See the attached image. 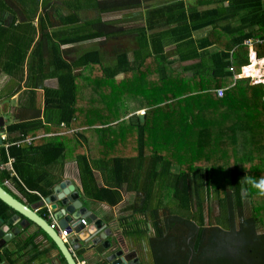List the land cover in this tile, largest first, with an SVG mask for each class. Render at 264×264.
<instances>
[{
  "label": "trees",
  "instance_id": "trees-1",
  "mask_svg": "<svg viewBox=\"0 0 264 264\" xmlns=\"http://www.w3.org/2000/svg\"><path fill=\"white\" fill-rule=\"evenodd\" d=\"M197 3L206 7L205 10L195 8L186 12L182 0H176L147 13L146 30L169 27L152 40L154 58L147 59L150 54L146 42L140 43L138 58L144 59L143 62L147 59L151 71L133 75L124 55L116 67L107 69L98 62L96 52L80 58L79 65H91L92 70L96 68L103 79H108V94L114 99L117 98L114 78L118 72L125 74L120 96L146 100L147 105L141 107L145 109L142 123L134 112L126 118L127 109H122L115 115L103 112V124H100L97 120L102 117L95 110L87 111L79 106L82 99L76 76L68 72H63L57 91H45V109L54 108L58 111V120L66 123L73 119L80 121V112L90 115L93 124L88 125L94 126L102 138L100 153L110 150L105 160L113 164V174L118 175L115 186L123 183L124 176L126 180L129 178L128 169L123 171L120 167V172L118 166L147 167V171L140 170L141 174L130 177V183H144L139 186L144 195L143 213H149L155 230V238L150 239L151 250L155 256L158 249H165L156 263L264 264V195L247 182L264 179V88L260 83L251 85L248 78L235 79L241 68L249 65L248 47L244 42L264 40V0H198ZM117 7L114 4L108 8ZM7 9L5 0H0V15ZM99 21L92 20L91 25H98ZM255 26L259 31L253 30ZM207 27L210 29L205 37L193 39L194 32ZM34 31V26H30L27 49L20 56L5 57L4 71H7L5 64L14 63L17 72H22ZM4 34L7 32H0L2 55H6L7 45L11 43ZM218 34L226 38L220 42ZM100 35V31L75 29L72 36L61 42H80ZM170 35H174L176 42H182V53L178 48L180 60L198 59L199 62L182 69L166 62L162 40ZM253 49L257 58H264V41L254 43ZM124 66L130 69L123 70ZM230 67L233 72L229 71ZM218 89L224 90L221 97L217 95ZM124 118L136 121L135 127L130 128L134 139L128 145L125 141V149L120 148L117 156V137L118 142L125 140L129 129L109 125ZM131 147L137 155L123 158ZM31 149L0 147V163L7 162L8 157L18 159V154ZM13 169L18 172L15 163ZM15 178L12 173L1 171L0 185L4 180ZM103 193L108 195L107 202L112 206L121 200L116 189L109 188ZM212 199L219 210L214 218L215 226L208 205L207 221L203 212V204ZM245 199L251 207V214L246 217L242 213ZM10 210L0 201V219ZM230 234L235 235L232 249L220 243V239Z\"/></svg>",
  "mask_w": 264,
  "mask_h": 264
},
{
  "label": "crops",
  "instance_id": "crops-1",
  "mask_svg": "<svg viewBox=\"0 0 264 264\" xmlns=\"http://www.w3.org/2000/svg\"><path fill=\"white\" fill-rule=\"evenodd\" d=\"M20 1L5 0L8 9L0 15V32H7L4 37H8L6 40L11 42L7 45L6 55L0 52V116L4 121L2 132L6 138L3 148L32 147L33 150L18 154V159L16 156L12 158L18 172H14V163L0 169V172L7 171L16 176L15 179L4 180L1 186L16 200L47 218L50 225H58L50 211L45 207L41 208V202L50 197L60 183H68L79 194L82 207L87 208L98 220L104 221L107 228L117 234L120 245L127 252L136 253L139 264H159L155 261L162 258V251L165 249H158L155 256L151 250L150 239L155 238V230L149 213H143L144 195L139 186L144 183L135 182L136 187L130 183V177L141 174L140 170L147 171V167L118 166L120 172L121 168L123 171L128 169L129 178L126 180L122 173L123 183L115 186L118 175L113 174V164L105 160L110 150L100 153L102 138L98 137L94 126L88 125L93 124V121H59L57 110L45 109V91H57L63 72H68L76 76L78 92L86 94V97H89L90 90V94L108 95V79H103L96 68L92 70L91 65H79L80 58L90 52L99 55L98 62L106 69L116 67L124 55L131 64L133 75L139 76L141 72L151 71L146 60L154 58L152 40H156L157 34L165 32L169 27L159 26L146 30L147 13L176 0H36L37 9L34 8L31 14L25 11V6ZM197 1L182 0L183 8L186 12L195 8L198 11L205 10L206 7L199 6ZM114 4L118 5L116 9L108 8ZM105 8L108 9L102 11ZM77 17L79 21L76 23ZM97 19L100 20L98 25H91L92 20ZM233 24L236 26L237 23ZM30 26H34L35 31L33 42L25 52L22 72H17L14 63L10 66L5 64L7 71H4L3 60L6 56H20L27 49L26 38L30 36ZM75 29L100 31L101 35L85 41L62 44L61 41L72 36ZM209 29L207 27L194 32L193 39L205 37ZM248 30L251 31L250 28ZM253 30L259 31V28L255 26ZM144 36L145 41H141ZM173 38L174 35H170L162 40L165 44L163 53L166 62H172V67L176 69L199 62L198 59L180 60L182 42H176ZM217 38L221 42L226 37L218 34ZM144 42L148 44L145 43L150 56L143 62L144 59H139L137 52L140 43ZM253 46L254 44L252 49ZM255 59V63H258L254 70L257 80L264 81V64L261 65L264 58L259 59L255 54ZM126 68L130 69L124 66L123 70ZM242 70L243 68L242 75L239 74L235 79L247 77L244 75L245 69ZM89 78L91 81L85 83ZM250 78L254 79L253 76ZM114 79L117 83L118 101L119 97H124L120 96V84L124 81L125 74L118 72ZM98 104L97 107L90 105L84 109L96 110L102 116L107 110H104L101 102ZM144 110L139 107L133 112L138 115ZM102 119L103 117L97 121L103 124ZM120 125V129H129L127 136H132L130 128L135 127L136 121L120 120L109 127L118 129ZM129 136L119 142L117 137V156L120 148L125 149V141L127 145L132 144ZM133 148L122 157H135L137 151H132ZM6 163H0V166ZM137 187L138 190L134 191ZM109 188L118 190L121 195L120 202L113 206L107 202L108 195L103 193ZM2 220L4 223L11 221L10 229H14L19 235L4 249H0V264H66L54 243L38 227L32 223L28 230L27 227H20L19 222L24 220L23 216L10 210Z\"/></svg>",
  "mask_w": 264,
  "mask_h": 264
},
{
  "label": "water",
  "instance_id": "water-1",
  "mask_svg": "<svg viewBox=\"0 0 264 264\" xmlns=\"http://www.w3.org/2000/svg\"><path fill=\"white\" fill-rule=\"evenodd\" d=\"M140 120H143L142 116ZM3 129L4 121L0 116V133ZM2 145L0 138V147ZM0 201L24 217L19 222L20 227H27L28 230L30 223L38 227L54 243L66 264H77L78 259H83L85 264H139L136 253L127 252L120 245L117 234L112 233L104 221L98 220L87 208L82 207L79 194L68 183H60L53 194L41 202V208H47L58 223L56 229H51L47 218L16 200L1 185ZM11 225V221L4 223L0 219V249H4L19 235L10 229ZM59 229H67L68 236L62 238Z\"/></svg>",
  "mask_w": 264,
  "mask_h": 264
},
{
  "label": "rangeland",
  "instance_id": "rangeland-1",
  "mask_svg": "<svg viewBox=\"0 0 264 264\" xmlns=\"http://www.w3.org/2000/svg\"><path fill=\"white\" fill-rule=\"evenodd\" d=\"M20 2H22L24 4L25 11L30 13V14L33 12L34 8L36 7V0H21ZM249 80L251 81V79H249ZM89 81H91V78H89L87 81H84V82L88 83ZM261 82H263V81H259V83H261ZM85 93H86V91H85ZM90 93H91V90H90L89 95H88L89 97H86V94L85 95L81 94L82 101L79 103V106L82 107L83 109H84V107H87L90 105L97 107L99 105L98 103L101 102L102 105L104 106V110H108L105 112H110L111 115H115L116 113L122 112V109H127V113L129 115L126 118H128V117L133 115V113L131 114V112H133V110H135L139 107H144L147 105L145 99L138 100L137 97L136 98H130V97L121 98V97H119V100L117 101V98L114 99L112 96H109V94L108 95H105V94L101 95L100 93H97V94H90ZM96 114L99 117H104L103 113H102V116H100V113H96ZM96 114H94V117ZM138 116L143 117L144 115H140L138 113ZM89 117H90V115L87 116V115H85V113H82V112L78 113V118L82 122L89 120ZM126 118H124V120H127ZM130 121H135V119H130ZM140 122H143V120L142 121L140 120ZM123 127H124V125H123ZM128 131L129 130H127V132ZM129 138L134 139L133 136H129ZM123 150H124V148H123ZM207 205L210 207V209L212 211V213H211L212 224H213V226H215L216 222L214 221V218H216V216L219 213L217 204H216L215 200H213V199L211 201H208L207 203L203 204V212H204L206 221H207V213H208L207 212V208H208ZM242 213L245 217L249 216L251 214V207H250V204L248 203V201L246 199L244 200V206L242 209ZM206 224H208V223L206 222ZM258 232L260 233L261 231L258 230ZM234 236L235 235H231V234L226 235L223 239H220V243H226L229 245L230 249H232V245L235 243V237Z\"/></svg>",
  "mask_w": 264,
  "mask_h": 264
},
{
  "label": "built area",
  "instance_id": "built-area-1",
  "mask_svg": "<svg viewBox=\"0 0 264 264\" xmlns=\"http://www.w3.org/2000/svg\"><path fill=\"white\" fill-rule=\"evenodd\" d=\"M263 41H264V40H263ZM261 42H262L261 40H247V41L244 42V45H246V46L248 47V49H249V57H250V58L252 57V55H254L253 52H252V47H251L252 44H254V43H261ZM244 69H246V68H243L242 71H244ZM229 71L233 72V68L230 67V68H229ZM235 77H238V75L235 76ZM223 91H224L223 89H218V90H217V95H218V97H221V96H222ZM139 114L143 115V114H144V111H140ZM0 138H1V140H2L3 142L6 141V138H5L4 135H0ZM1 147H3V145H2ZM6 149H7V146H6ZM12 163H13V159L10 158V157H8V160H7L6 165H5V164L1 165V166H0V169H3L4 166H6V167H10V166L12 165ZM10 169H11V168H10ZM82 222L84 223V221H82ZM50 227H51V229H56V228H58V225H57L56 223H52V224L50 225ZM59 233H60V236H61L62 238H65V237L68 236V230H67V229H64V230L61 229ZM77 264H85V262L82 261V260H77Z\"/></svg>",
  "mask_w": 264,
  "mask_h": 264
},
{
  "label": "clouds",
  "instance_id": "clouds-1",
  "mask_svg": "<svg viewBox=\"0 0 264 264\" xmlns=\"http://www.w3.org/2000/svg\"><path fill=\"white\" fill-rule=\"evenodd\" d=\"M252 52H253V58L255 59V52L253 51V49H252ZM252 57L250 58L249 57V53H248V61H249V65L248 66H250V64H251V60H252ZM255 61H256V59H255ZM248 66H246V67H248ZM242 68H245V67H242ZM241 68V69H242ZM241 74V73H240ZM246 78H249V79H251V85H256L255 83H254V79L253 78H250V77H246ZM263 85V87H264V84H262ZM3 135V134H2ZM249 184H251L252 185V187H254V188H256V189H258L259 190V192H260V194L261 195H264V179H261L260 181H253V180H251V179H249L248 181H247Z\"/></svg>",
  "mask_w": 264,
  "mask_h": 264
},
{
  "label": "bare ground",
  "instance_id": "bare-ground-1",
  "mask_svg": "<svg viewBox=\"0 0 264 264\" xmlns=\"http://www.w3.org/2000/svg\"><path fill=\"white\" fill-rule=\"evenodd\" d=\"M256 61H255V59L254 58H252V60H251V64L252 65H250L249 67H246V69H245V74L244 75H247V77H254V83H257V84H259V81H261V80H257L258 79V77L256 76V73H255V66L258 64V63H255ZM264 64V60L261 62V65H263ZM258 66V65H257ZM264 79V78H263ZM260 84H264V81H263V83H260Z\"/></svg>",
  "mask_w": 264,
  "mask_h": 264
},
{
  "label": "flooded vegetation",
  "instance_id": "flooded-vegetation-1",
  "mask_svg": "<svg viewBox=\"0 0 264 264\" xmlns=\"http://www.w3.org/2000/svg\"><path fill=\"white\" fill-rule=\"evenodd\" d=\"M0 134H3V132H2V133H0Z\"/></svg>",
  "mask_w": 264,
  "mask_h": 264
}]
</instances>
